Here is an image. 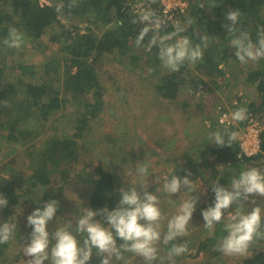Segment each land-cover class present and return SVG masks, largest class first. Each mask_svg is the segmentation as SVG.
<instances>
[{
	"label": "trees",
	"instance_id": "16d2710c",
	"mask_svg": "<svg viewBox=\"0 0 264 264\" xmlns=\"http://www.w3.org/2000/svg\"><path fill=\"white\" fill-rule=\"evenodd\" d=\"M142 1L145 0H79L78 7L69 9V0H63L64 13L58 15L55 5L61 0H0V193L8 200V206L0 209V224L2 221L17 224L13 239L0 244V264L29 259L23 256L22 249L13 253V246L25 239L23 234L30 242L32 228L27 224L28 215L53 200L55 193L69 189L68 194L71 189L74 196L71 201L76 199L81 204L83 214L85 208L93 211L115 209L121 189L136 187L142 194L140 183L122 184L119 176L101 163L92 164L91 160L82 159L81 167L72 170L81 162V150L93 152L90 147L93 140L87 141L90 124L103 119L108 108L112 112L115 105L127 103V95L115 94L118 89L123 87L127 92L132 86L135 92H140L139 88L143 90L144 85L135 84V80L141 79L146 81V89L163 100L161 107L166 108L168 114L178 112L177 106L193 107L192 110L197 109L200 114L201 121L196 122L200 129L195 134L201 142L191 146L193 149L183 161L177 160L180 154L172 158V169L166 180L172 175L183 178L191 173L189 179L193 186L196 183L206 186V193L195 207L201 224L195 225L194 230L189 226L188 235L176 242H187L188 248L195 245L197 254H207L196 264H224L218 251L222 238L227 235L224 224L230 213L243 212V209L233 205L211 232L203 227L205 221L201 213L214 204L212 186L218 183L230 188L234 177L263 162L260 160L264 157V129L259 135V151L247 156L238 146L246 120L237 123L231 119V114L245 107V86L247 92L251 89L255 94L246 104L247 111L264 114V59L240 63L230 46L233 37L223 25L228 23L225 20L227 12L238 9L241 17L236 35L241 31L248 32L255 43L258 27L264 26V0H185V11L177 12L175 22L168 21L161 34L171 33L173 25L179 22L187 28L181 35L189 36L193 44L200 43V37L205 34L210 36V43L202 61L194 66L185 63L178 72H169L161 66L157 48L145 50L151 33L136 50L135 38L144 25L131 23L136 14L132 6ZM200 3L205 7L200 8ZM189 18L193 23L187 25ZM117 21H121L122 26H117ZM11 27L24 34L22 50L10 49L3 44ZM140 53L146 54L152 65L151 72H146L148 68L144 67ZM231 80L233 82H229ZM223 81L231 88L235 87L232 95L221 92ZM201 93L207 96L208 106L199 103L190 106V96ZM144 97L145 92L141 95L142 99ZM233 101L237 103L233 104ZM223 103L231 105L230 108H218ZM222 112L229 115L228 123L219 122ZM121 118L115 122H122L124 119ZM202 126H207V134L205 129L201 132L204 131ZM225 128L237 133L232 145L220 147L212 143L209 132ZM125 131H115L114 136L122 137ZM157 189L160 191L156 185L147 191L156 194ZM62 212L59 206L57 217ZM57 217L48 224L50 233L69 223L68 213L60 215V222ZM96 219L103 221V216ZM166 226L167 223H162L164 231ZM78 238L83 236L78 235ZM117 243L122 241L117 238ZM170 247L159 246L166 253ZM185 257H189V253L177 257L176 264ZM231 257L235 264H264V239L255 242L248 255ZM94 258L95 254L92 263ZM129 262L142 264L139 257ZM154 264H161L160 259Z\"/></svg>",
	"mask_w": 264,
	"mask_h": 264
},
{
	"label": "clouds",
	"instance_id": "9594fccd",
	"mask_svg": "<svg viewBox=\"0 0 264 264\" xmlns=\"http://www.w3.org/2000/svg\"><path fill=\"white\" fill-rule=\"evenodd\" d=\"M155 3L156 0H145L133 16L131 23L145 25L135 38L136 47H141L145 38L151 33L145 50L151 51L154 47L157 48L161 66L169 72L180 71L185 63L194 66L202 61L204 51L210 43V36L205 34L200 37V43L193 44L189 36L181 35L187 28L179 22L173 25L174 30L171 33L161 35L166 21L150 7ZM78 6L79 0H69L67 4L69 9ZM199 7L204 8V3H200ZM64 9L63 0L55 5L58 15H63ZM240 17L241 12L238 9L230 10L225 16L228 23L223 25L233 37L230 46L235 50L234 55L242 64L264 59V26L258 27L257 40L254 43L248 32L241 31L236 35V26ZM116 23L117 26H122L121 21ZM192 23L189 18L187 25ZM170 41L174 42L170 43ZM3 44L10 49L22 50L25 44L24 34L11 27ZM151 71L149 69V72ZM188 93L191 94V89H188ZM231 119L237 123L247 120V108H238L231 114ZM208 136L212 143L220 147L231 146L237 139V133L227 128L223 131L220 129L211 131ZM137 174L147 177L149 170L141 165L137 168ZM190 175L191 173L183 178L172 175L164 182V191L171 197L172 194L180 193L182 188L192 189L193 181L189 179ZM139 189L142 190V194L136 187L121 189L119 204L113 210L104 208L93 211L85 208L84 214L75 222L77 225L75 229L73 223L69 222L64 227L49 232L48 224L57 217L59 208L57 200H49L43 207L36 208L27 217V224L32 231L29 236L30 242L22 246L23 256L29 258L27 261L24 260V264H45L46 261L47 264H89L93 254L101 258L100 264H114V262L130 264L125 253L139 257L142 264H154L161 259L159 256L161 244L171 245L167 253V264H176L177 257L189 252L187 242L176 241L188 235L199 197L192 196L183 200L178 212L168 219L164 231L162 221L165 216L159 206V198L147 191V184L141 183ZM212 190L215 194L214 204L201 213L205 221L203 227L209 232L225 219V213L229 212L233 205L242 208L243 202L249 200L250 196L264 197V172L254 167L248 168L232 179L230 188L217 183L212 186ZM7 206L8 200L0 193V209ZM97 216H103V221L96 219ZM16 231V222L8 221L0 224V244L12 240ZM224 231L227 235L222 238L218 251L227 256L248 255L253 244L264 239V217L261 207H254L246 214L240 210L230 213L224 224ZM78 235H82L83 238H78ZM117 238L122 243L118 244ZM161 264H164L163 259Z\"/></svg>",
	"mask_w": 264,
	"mask_h": 264
},
{
	"label": "rangeland",
	"instance_id": "374dc122",
	"mask_svg": "<svg viewBox=\"0 0 264 264\" xmlns=\"http://www.w3.org/2000/svg\"><path fill=\"white\" fill-rule=\"evenodd\" d=\"M144 3L145 1L137 3L136 5L134 4L132 6L134 8L133 11L137 12L140 5ZM156 3L157 5L155 6H153L154 4L150 5V7H152L155 11L158 8V1ZM136 50H139V48H136ZM141 61L144 62V67L148 68L146 72L149 73V69H152V65L149 64L146 54L141 55ZM116 64L117 63L114 65ZM226 74L229 75L228 70ZM229 82H233V80ZM135 84L137 86L144 85L143 90L146 89V81L142 79L139 81L135 80ZM228 84V82L223 81L220 90L221 92H225V94L229 93L232 95L235 92V87L231 88ZM238 86H240V84L237 85V87ZM131 87H129L127 92L124 91L123 87L115 92V94L120 97L127 95V103L125 102V104H120L119 106H116L114 103L115 108L112 112H110V109L108 108L103 119L101 117L96 123L90 124V132L87 137V141L89 142V140H93V145L90 146L93 152L87 153L86 151L84 152L81 150L82 155L79 157V161L84 159L85 161L91 160L90 163L92 164L101 163L104 168H108L115 173V175H118L122 184L124 182H130V184L144 183L147 184L148 189H153L157 185V187L160 188V191H158L155 195H157L160 200L159 206L165 216L162 223L165 224L168 219L178 212L179 205L183 200L189 199L192 196H198L201 198L206 192V186L200 183L194 184L191 190L182 188L180 193L172 194L171 197L164 191L163 188L168 173L172 169V158L180 154L177 160L183 161L189 150L193 149L191 146H196L201 142L200 137L195 134L200 129L199 123L196 124L199 120L201 121L199 118L200 114L197 109L192 110L193 107L186 108L184 106H177L178 112L175 110L176 112H173L172 114L170 112V114H168L165 110L166 108L164 109L161 107V105H164L163 100L157 97L155 92L148 89L143 91L141 88H139L140 92H135ZM245 89L246 95L243 96V103L246 107L249 100H252L251 96H254L255 94H252L251 89L247 92L248 88H246V86L243 91ZM144 92L145 99H142L141 95H143ZM255 99L256 101H260V99L256 97ZM122 100L121 102L124 103ZM189 101L190 106H193L195 103L208 106L209 103L206 102L208 100L204 93L194 95L193 97L190 96ZM118 102L116 101V103ZM115 109H117L116 112ZM124 116L127 119L121 118ZM118 118L124 120L116 123L115 121H117ZM125 123H132L133 126H127L126 124V127L124 125ZM121 127H123V129H121ZM206 127L204 126L202 130L205 129L207 134L208 129ZM125 129L126 131L124 132V136H114L115 131H124ZM205 130L201 132H205ZM91 154H93V157H90ZM260 161H263L262 164L256 165L254 168L263 172L264 157H262ZM81 163L82 161L78 163L77 166H73L72 170H75L76 167L77 169L81 167ZM142 164L149 170V175L147 177H141L137 174V168ZM68 190L55 193L53 195V199L58 202V199H60L59 206L61 210H63L64 215L68 213V215H70L69 222L73 223V226H77L75 222L81 215H83L84 210H82L83 208L81 204H78L76 199L75 201H71V197L74 196L72 195L71 189L67 194ZM72 202L73 205H71ZM204 202H206V199H204ZM243 204V212L245 210H252L254 207L259 206L262 209V213H264V197L250 196L249 200L244 201ZM63 212L60 213V215H63ZM60 215L57 217L59 222ZM4 222L5 221H2L1 224ZM200 224L201 218L197 217L196 212L194 211L190 222V230H194L195 225ZM22 237L25 239L21 240L18 245L13 246V253H16L18 249H22V246L28 243L26 241V238H28L27 235L23 234ZM167 253L159 248V256L163 259V261L167 259ZM188 253L189 257L183 258L177 264H196L207 255L204 252L197 254L195 245L189 248ZM125 254H127L126 256L129 260L135 259V256L132 253ZM220 257L224 260V264H235V261L231 256L224 255L220 252ZM100 259V257L95 255L93 261L94 263H92V261L90 262L92 264H100ZM11 264H24V262L20 260L19 262H13ZM114 264L116 263L114 262Z\"/></svg>",
	"mask_w": 264,
	"mask_h": 264
},
{
	"label": "built area",
	"instance_id": "2783aa9c",
	"mask_svg": "<svg viewBox=\"0 0 264 264\" xmlns=\"http://www.w3.org/2000/svg\"><path fill=\"white\" fill-rule=\"evenodd\" d=\"M158 8L156 9L157 14L166 21L175 22L177 12H184L186 8L185 0H157ZM145 26V25H144ZM237 103L236 101H233ZM232 104V102H231ZM231 106V105H229ZM226 104L219 105L218 108H228ZM230 108V107H229ZM228 108V109H229ZM220 123L229 122V115L226 112H222L218 118ZM264 129V114L254 110L248 112V119L244 127L241 130L239 138V151L245 155H252L259 150L260 132Z\"/></svg>",
	"mask_w": 264,
	"mask_h": 264
}]
</instances>
